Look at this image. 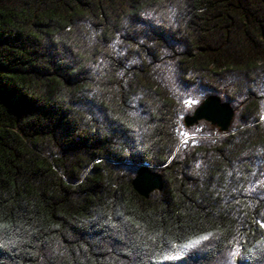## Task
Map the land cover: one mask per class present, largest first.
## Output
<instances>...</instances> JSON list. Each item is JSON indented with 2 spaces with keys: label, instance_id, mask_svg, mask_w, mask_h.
Listing matches in <instances>:
<instances>
[{
  "label": "trees",
  "instance_id": "1",
  "mask_svg": "<svg viewBox=\"0 0 264 264\" xmlns=\"http://www.w3.org/2000/svg\"><path fill=\"white\" fill-rule=\"evenodd\" d=\"M166 53L239 106L231 133L202 121L223 135L193 148L212 153L202 182L151 72ZM260 81L264 0H0V264H264ZM144 165L163 181L147 198Z\"/></svg>",
  "mask_w": 264,
  "mask_h": 264
},
{
  "label": "rangeland",
  "instance_id": "2",
  "mask_svg": "<svg viewBox=\"0 0 264 264\" xmlns=\"http://www.w3.org/2000/svg\"><path fill=\"white\" fill-rule=\"evenodd\" d=\"M151 72L153 76L157 79L160 86H162L173 100L177 103L179 108V118L183 119L185 115H191L192 111L199 105L201 101L204 100L209 95L216 94L217 97L224 102H228L233 109V117L230 125L226 131L233 132L235 131L236 126H241V121L238 118V104L229 100L225 93H219L216 90L212 91L206 89L202 86L190 85L186 80L182 79L179 75L178 70L176 69V61L169 53H166L162 59L154 62L151 65ZM227 94L231 93L234 89L232 83L226 86ZM254 91L258 95V101L260 105L261 117L264 116V83L261 81L256 85ZM240 99L244 96L239 95ZM195 101V103H192ZM241 107V106H240ZM264 120V119H262ZM176 133L178 135L180 143V152L181 158L185 162V171L187 176L192 181L202 182L207 174V169H209V163L211 161V152L207 154L204 152L197 151L193 149L199 141L205 139L204 142L207 145L211 141H217L223 137L216 130H210L205 125L202 124V121H198L196 124L186 128V126L178 125L176 128ZM202 142V141H201ZM203 142V143H204ZM189 145L188 147H186ZM204 145V146H207ZM264 178V175L262 176ZM255 179L253 182L248 185V194L250 208L254 212L253 221L260 226V223H263L261 220L264 217V179ZM264 229V228H263ZM238 249L233 252L232 257L229 258L227 264H235L234 258L238 254Z\"/></svg>",
  "mask_w": 264,
  "mask_h": 264
},
{
  "label": "water",
  "instance_id": "3",
  "mask_svg": "<svg viewBox=\"0 0 264 264\" xmlns=\"http://www.w3.org/2000/svg\"><path fill=\"white\" fill-rule=\"evenodd\" d=\"M233 112L228 102L221 101L213 94L204 98L191 115H185L183 122L188 128L201 120L215 125L219 131L224 132L231 123ZM162 182L161 175L147 165L138 167L130 181L132 188L143 198L149 197L153 191L161 190Z\"/></svg>",
  "mask_w": 264,
  "mask_h": 264
},
{
  "label": "snow or ice",
  "instance_id": "4",
  "mask_svg": "<svg viewBox=\"0 0 264 264\" xmlns=\"http://www.w3.org/2000/svg\"><path fill=\"white\" fill-rule=\"evenodd\" d=\"M192 103H195V101H192ZM261 119H264V116H262ZM260 227L264 228V223H260ZM207 238H208V235L201 236L198 240L195 241V243H199L200 239H207ZM187 246H191V245H187Z\"/></svg>",
  "mask_w": 264,
  "mask_h": 264
}]
</instances>
